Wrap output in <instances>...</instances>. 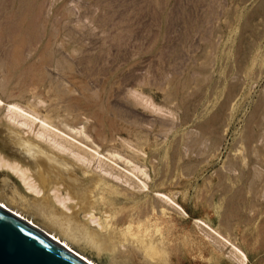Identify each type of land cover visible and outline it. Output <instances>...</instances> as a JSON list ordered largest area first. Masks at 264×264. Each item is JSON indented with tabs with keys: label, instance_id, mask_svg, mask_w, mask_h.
I'll list each match as a JSON object with an SVG mask.
<instances>
[{
	"label": "rangeland",
	"instance_id": "1",
	"mask_svg": "<svg viewBox=\"0 0 264 264\" xmlns=\"http://www.w3.org/2000/svg\"><path fill=\"white\" fill-rule=\"evenodd\" d=\"M261 9L264 0H0V96L80 129L79 144L106 155L104 171L96 169L103 186L93 187L86 209L103 221L107 201H117L128 213L142 210L132 220L140 226L131 236L111 229L114 244L76 240L8 199L6 183L25 198L40 195L0 167L1 197L48 230L59 227L98 264H264Z\"/></svg>",
	"mask_w": 264,
	"mask_h": 264
},
{
	"label": "bare ground",
	"instance_id": "2",
	"mask_svg": "<svg viewBox=\"0 0 264 264\" xmlns=\"http://www.w3.org/2000/svg\"><path fill=\"white\" fill-rule=\"evenodd\" d=\"M261 10H264V9H261ZM248 23H250V22L248 21ZM245 25H246V23H245ZM248 26H250V24ZM249 40H251V39H249ZM249 44H250V42H249ZM246 46L249 47L248 45H246ZM237 50L238 49L236 48L235 51H237ZM5 99H3V97L0 96V167L2 169L6 170L7 173L14 174L19 179V181L25 186L24 187L25 189H27L30 192H33L34 194L40 195V198L39 197H38V199H36L37 197L36 198H34V197L33 198H31V197L27 198L26 197L25 198L23 193L19 192L21 190H19L17 185L14 184L15 182L14 183L11 182L12 184L6 183V185H5L7 191L10 193L11 197L8 195L10 198H8L7 195L5 194L7 192L3 190V188H2L3 186L1 187V190H3L5 192L4 193L5 195L3 194L4 197L6 196L8 199L12 198V200H14L15 203L17 202V203L23 204L26 207H28L29 209L35 211L37 213L38 217L43 219V221L46 223V226L48 224L50 226L55 225L56 227L57 226L65 227V228L67 227L69 230L68 232L71 233V237L76 238V240H77V238L78 239L80 238L79 240H82V241H84V240H86V241L87 240H89V241L97 240L95 242L93 241L94 244L91 243L93 246L98 244L97 246L99 247V241L100 240H103V241L106 240V242H107V240L109 238H113L112 243L114 244V237H111L112 235L109 236V234L112 233V232H110L111 229H114L113 232L115 231L121 235L129 234L131 236L132 234H134L135 233L134 228L136 226H137V228H139L140 224H137L136 226H134L132 224V220L134 218H138L139 216H141L142 210H140L136 213H135V211L128 213L129 211L128 212L125 211L126 210L125 207H124V209L117 208V205H116L117 201L111 202L109 204H108L109 201H107L106 210H107V212H109V215L108 216L106 215L108 218H104L103 221H101L100 216L97 217L94 215L92 210L86 209L87 204H89V198L93 194L92 193L93 187H96L97 185L100 184L101 180L105 179L104 176H102V171H104V170H102L103 168L101 169V167H102L101 163L103 162V160H105L106 155L103 152L98 151L96 149V147L91 151V150H89V147L87 149L86 146H83L81 143L79 144V142H82L83 140H80V139L76 138L75 136L78 137V135H80L78 133H80V132L82 133V131L80 129L78 130V128L77 129L74 128V130H73L71 128L69 130L70 132H71V130L72 131L76 130L75 133L71 134L69 131L62 129L63 127H59L60 125L58 126V125L53 124V122L49 119L48 116H45V114L43 116L41 114L39 115L37 112L33 111L32 109H30L28 107H25V106L19 104L18 102L8 101ZM100 119H101V117H100ZM52 120L54 121V119H52ZM215 120H217V119H214V121ZM97 121H98V119H97ZM100 122H101V120H100ZM208 122H211V121H208ZM216 122L217 121H215V123ZM212 124H213V122H212ZM204 125H205V123L203 124V126ZM208 125H210V124H208ZM98 130H99V128H98ZM252 130L255 133V130L254 129H252ZM251 133L253 135V132H251ZM101 136H102V134H101ZM208 136H210V135H208ZM69 137L76 139L78 142L74 141L72 139H69ZM79 138H82V136ZM86 138H89V137L86 136ZM250 139H251V137H250ZM96 140H98V139H96ZM241 141H242V139H241ZM249 141H252V140H249ZM86 142L87 141H85V143ZM89 145H90V143H89ZM92 145L93 144H91V146ZM247 146H249V145L247 144ZM247 146H246V149H247ZM92 147H94V146H92ZM249 152H250V150H249ZM251 152H252V149H251ZM262 157H263V155H262ZM93 161L95 162V164L97 163L96 166H93L94 163L91 165V163ZM103 164H105V162ZM236 164H237V162H236ZM97 167H100V169L102 170V171L100 170L101 173H100V171L99 172L96 171ZM127 176H129V175H127ZM128 178H130V177H128ZM251 179H252V177H251ZM251 181L254 182V179ZM101 183L103 186L104 180ZM140 183H141V181H140ZM137 185L138 184L136 183V186ZM141 185H142V183H141ZM105 186H107V185H105ZM145 187H147V186L145 185ZM248 187H250V186H248ZM251 187H252V185H251ZM104 188L106 189V187H104ZM120 188H122V187H120ZM100 189H101V187H100ZM116 189H118V188H116ZM138 189H140V188H138ZM256 189L259 190L257 187V188H254V191ZM141 190H142V188H141ZM147 191H149V190L147 189ZM159 191H160V189H159ZM101 192H99V193H101ZM117 192H119V191L117 190ZM256 192H254V194ZM9 193H7V194H9ZM102 193L104 194V192H102ZM111 193H113V192H111ZM120 193H122V191ZM148 193H150V192H148ZM159 193H160V195L163 194L162 192H159ZM113 195H115V194H113ZM99 196H101V195H99ZM123 196H124V194H123ZM145 196H147V195H144V197H143L144 199H145ZM100 198H102V196ZM154 198H156V197H154ZM253 198H254V196H253ZM52 199L55 200V202H57L58 204H60L61 207L65 208L67 211H69V212H67L68 214L64 211L59 212V210H54V208H53L54 205H53V203L51 204ZM74 199L76 200V202H75L76 205H78V206H76L75 204H73V205H75L74 208L76 207L75 209L71 208L69 206V203H67L68 201H73ZM161 199H162V197H161ZM164 199H165V197H164ZM166 199H168V198L166 197ZM7 200L2 198L0 195V208L6 210L10 214L17 217L18 219L36 227L37 229H39L40 231H42L43 233H45L46 235H48L49 237H51L52 239H54L55 241H57L58 243H60L61 245H63L64 247H66L67 249H69L70 251H72L73 253L78 255L79 257H81L82 259H84L89 264H98L95 261H93L91 258L86 256L84 253L74 249L73 246L71 245V243L69 242V239L66 238V236L63 237L64 234H63V236H61L60 233L56 231L59 227L56 228V230L55 229L54 230H52V229L48 230L47 228H45V226L39 225L40 223L38 224L36 222V220L33 217L34 216L33 214L31 215V214L27 213L29 211L28 209H27L28 210L27 212L24 209H22L23 205H21L22 208L17 206V205H11L10 202H8ZM102 200H104V199H101V201ZM14 201H11V202L13 203ZM156 201H157V199H156ZM167 201L168 200H166V202ZM154 202H155V200H154ZM154 202L152 204H154ZM251 202L255 205L254 200ZM229 203L232 204L231 201ZM121 206H123V204ZM128 206H130V205H128ZM77 207H79L78 210H76ZM95 207H96V205H95ZM55 208H56V206H55ZM56 209H58V208H56ZM134 210H137V209H134ZM234 210H235V208H234ZM161 211H162V209H161ZM101 215H103V214H101ZM124 220H127V222H125ZM43 221L41 220V222H43ZM90 223H96L97 226L100 227L101 231H96L94 229V233L98 232V234L95 235L93 233V229L91 228ZM197 223L198 224L201 223L203 226H205V223L201 222L200 220H197ZM117 224H122V225H117ZM206 227H208V226H206ZM224 227H225V225H224ZM209 229L212 231V233L219 236L222 240H225V242L230 246V250H231L230 252L231 253L234 252V255L236 252L239 260H241V262L243 261V259L245 258V253L240 248L236 247L237 245L235 246V244H233L234 242L232 243L231 241H229V239L225 238L224 235L222 236V234H220V232H218L219 230L216 231L213 228H209ZM103 230H105L107 232H104ZM223 230H224V228H223ZM225 230H228V229H225ZM146 231H147V229H146ZM158 234H156V235H158ZM138 235H137V237L138 238L140 237L142 239V236H138ZM67 236L70 237L69 235H67ZM225 236H227V235H225ZM93 237H95V238H93ZM130 238H126V240L127 239L129 240ZM132 238H133V236H132ZM135 238L136 237H134V239ZM117 239L119 241V238H117ZM122 239H123V237L121 238V240ZM121 240H120V242H121ZM123 240L122 241L125 243L126 240L125 239H123ZM137 240H135V241H137ZM89 241H87V242H89ZM118 241L117 242L115 241V242L118 243ZM135 241H133V242H135ZM145 241H143V243ZM79 242H81V241H79ZM109 242H107V244H110ZM140 242H142V241L139 240V242H138L139 245L136 244V246L138 245L137 250L142 251L143 246L139 247ZM77 243H78V241H77ZM112 243H111V245H112ZM149 243H151V242H149ZM149 243H144L145 248H146V244H149ZM121 244L125 248V244H123V243H121ZM111 245H109V247ZM98 247H97V249H98ZM109 247H107V248H109ZM119 249L120 248H118V250ZM131 250H133V249H131ZM103 251H105V250H103ZM144 251H143V253H144ZM151 251L152 250H150L149 253ZM134 253H132V254L135 255ZM129 254H131V253L128 252L126 255H129ZM126 257H128V256H126ZM114 260H115V258H114ZM123 260H124V258H123ZM112 261H113V259H112ZM129 262L130 261H128V260L126 261V263H129ZM115 263H117V262H115Z\"/></svg>",
	"mask_w": 264,
	"mask_h": 264
},
{
	"label": "water",
	"instance_id": "3",
	"mask_svg": "<svg viewBox=\"0 0 264 264\" xmlns=\"http://www.w3.org/2000/svg\"><path fill=\"white\" fill-rule=\"evenodd\" d=\"M0 264H89L37 229L0 208Z\"/></svg>",
	"mask_w": 264,
	"mask_h": 264
}]
</instances>
